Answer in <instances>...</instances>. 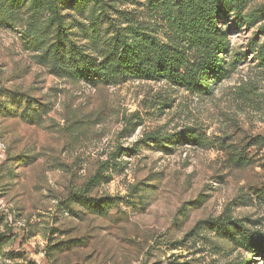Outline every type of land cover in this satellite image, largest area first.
I'll use <instances>...</instances> for the list:
<instances>
[{
  "label": "rangeland",
  "instance_id": "374dc122",
  "mask_svg": "<svg viewBox=\"0 0 264 264\" xmlns=\"http://www.w3.org/2000/svg\"><path fill=\"white\" fill-rule=\"evenodd\" d=\"M99 1L59 13L91 58L98 31L107 40L138 27L174 41L161 0ZM103 5L104 18L84 22ZM242 14L252 21L216 19L226 76L205 95L166 79L59 78L42 47L0 22V264H264L239 247L238 230L229 242L209 225L226 218L264 235V0ZM78 193L109 198V209L88 211Z\"/></svg>",
  "mask_w": 264,
  "mask_h": 264
},
{
  "label": "trees",
  "instance_id": "16d2710c",
  "mask_svg": "<svg viewBox=\"0 0 264 264\" xmlns=\"http://www.w3.org/2000/svg\"><path fill=\"white\" fill-rule=\"evenodd\" d=\"M90 1L95 5L101 4L99 0H0V22L19 28L18 33L25 42L42 47L43 63L59 78L80 79L94 85L101 81L120 83L133 79H166L191 92L205 95L210 93L213 81L226 76L219 56L225 49V35L217 26L216 19L219 15L233 14L244 23L252 21L250 15L242 14L247 0H161L157 4V13L172 32L174 41L160 44L145 29L138 27L126 28L124 33L115 32L107 40H101L98 31L93 33L97 56L91 58L68 39V31L75 26L59 14L64 9L85 13L84 8ZM104 8L103 5L98 10L97 18L93 6L84 22L95 25L100 17H105ZM44 12L49 14L46 20L51 18V24L42 29L40 16ZM48 31H53L52 41L45 39ZM183 48H188L190 55ZM185 139L191 144L199 143V138L193 135ZM73 197L88 211L99 215L106 213L109 209L107 201H111L109 198L91 200L81 193ZM209 225L218 227L223 235H227L225 238L229 242L236 243V240L228 232L238 230L239 247H248L252 253L253 250L261 255L264 253V235L250 233L226 218L211 221Z\"/></svg>",
  "mask_w": 264,
  "mask_h": 264
}]
</instances>
